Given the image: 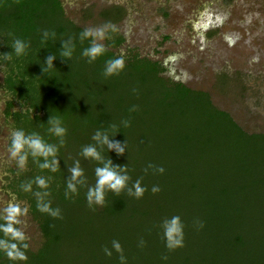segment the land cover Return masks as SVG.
Instances as JSON below:
<instances>
[{
    "label": "trees",
    "instance_id": "1",
    "mask_svg": "<svg viewBox=\"0 0 264 264\" xmlns=\"http://www.w3.org/2000/svg\"><path fill=\"white\" fill-rule=\"evenodd\" d=\"M107 10L120 12L119 16L112 20H117L123 12L120 6L104 11ZM105 12H101V15L106 22L112 21L106 18ZM84 28L66 15L62 0H0V54L13 51L10 46L13 39L30 42L26 55H13L10 62L0 58V64H7V71L0 72V107L3 105L0 111L9 132L8 148L11 132L17 129H22L25 133L37 132L46 142L58 143V139L48 132L47 122L51 115L61 118L67 128L66 144L58 153V172L40 170L31 157L27 171L19 175L15 161L4 166L1 190L8 195L9 200L11 194H15L22 206H29L28 214L39 224L44 240L35 250L29 245L26 251L27 261H11L0 252V264H63L60 248L62 244H66L63 242L64 235L67 232L73 236L78 228L76 220L71 219L74 214L84 216L90 228L96 221L99 224L97 233L91 231L89 235L92 244H87L82 252V259L86 257L84 264H119V253L112 249V235L123 223H126L125 226L129 225L128 231L123 227V232L145 226L148 230L144 231L149 233V236H146L150 237L147 239L155 242L152 251L148 245L143 248L138 245L136 251L122 246L127 264H157V261L178 264V259L181 264H238L241 257H248V261L241 264H264V224L247 228L243 220H239L242 221L241 224L230 222L232 212L242 214L244 211H258L264 207V178H249L253 173L251 167L255 161H248L247 158H228L229 148L233 149L232 155L237 156V153H234L236 147L256 144L259 141L264 143V133L246 131L228 111L213 103L209 92L197 90L181 80L176 81L165 76L164 73L168 69L163 62L142 55L133 48H129L125 53L120 52L119 49L126 43L127 37L119 29L110 33L111 39L103 41L107 51L93 63H88V58L83 57L82 52L89 46L90 41L81 43L79 40V33ZM44 30L54 31L55 39L49 38L46 43H42ZM69 37L75 38L76 48L71 60H65L59 56L61 41ZM53 54L56 55L54 68L44 73L42 66L45 58ZM119 56H123L125 60L124 70L119 75L105 77L103 72L106 61ZM134 77L136 87L129 89L127 84L132 83L129 79ZM186 100L190 102L185 103ZM193 103L195 110L199 112L196 117L200 123L196 126L189 120L187 122L186 117L188 107ZM133 105L137 106V110L130 112L129 109ZM160 108H164L163 113L157 111ZM176 113L185 116V120L181 119L182 125H187L179 134L178 127L181 126L177 127L174 122ZM158 114L161 116L157 117ZM170 114L174 115L169 116ZM149 116L152 117L150 122L147 120ZM163 116L168 117L161 126ZM124 119L131 121L130 127L121 124ZM168 122L172 123L169 124L170 128L165 130L164 125ZM113 123L118 126L119 133L111 139L121 143L127 140L126 151L133 149L136 152L124 153L121 157L114 150L107 151L105 148L103 154L110 158L114 165L128 163L129 168H133L135 172L133 174L143 178L145 183L153 175V170L145 173L144 169L147 167L146 163L151 160L150 153L154 150L152 137L155 130H160V126L161 131L174 130L176 143L167 146L165 152L160 153V159L163 161L161 166L164 168L160 175L167 174L163 183V189L167 190L166 195L175 194L173 199H177L174 201L177 203L179 193L182 194L183 203L188 208L186 213L190 212L191 217L187 225L184 224V216L181 218L184 235L191 238L184 253L178 255V249L171 252L166 249L162 228L156 226V220L149 218L151 209L145 201L148 191L141 199L128 196L126 190L119 196L108 192L106 206H96L95 211L87 205V187H79L78 195L65 199L66 180L70 175L68 167H71L75 160L84 165L88 159L83 161L85 158L80 155L82 147L94 143L92 136L98 129H108ZM205 132L219 139L207 136L203 140ZM194 139H197V143L205 141L210 146V156L215 162L200 163L211 165L209 168L205 167L208 171L204 174L205 177L198 176L196 181L193 179L189 184H185L188 179H178V166L174 167V163L178 162V141L190 144ZM224 147L226 148L222 152ZM200 157L204 156L200 154ZM232 159L240 160L242 167H245L240 172L241 176L246 174L247 178H239V182L230 187L227 182L218 178L222 173L232 175V169L236 166L227 163L228 160L232 162ZM92 163L99 166L96 161L95 164L93 161ZM90 167L92 166L89 164L83 169L85 176L91 178L95 172H89ZM215 171L219 172L216 177ZM180 172L185 174L184 169ZM36 176L52 177L49 199L52 207L61 209L63 219H53L48 214L39 212L33 194L22 191L21 183L33 180ZM89 180L87 179V182ZM136 180L133 178L129 186ZM94 184L88 183V186ZM141 184L144 185L142 181ZM260 187H263L261 193ZM37 190L39 189L34 184L33 191ZM236 194L246 195V202L242 203ZM250 194L252 197L249 198ZM251 201L255 205L244 209ZM255 206L257 210L253 209ZM240 217L244 219L245 213ZM197 219L203 222V228L190 226ZM67 220H70V223L73 221L75 225L69 228ZM49 225L55 227L49 228ZM2 237L3 234L0 233V238ZM99 237L98 243L96 239ZM85 243L86 241L82 244ZM105 246L112 249L111 257L104 254L102 249ZM163 255L168 256L166 261L162 260Z\"/></svg>",
    "mask_w": 264,
    "mask_h": 264
},
{
    "label": "rangeland",
    "instance_id": "2",
    "mask_svg": "<svg viewBox=\"0 0 264 264\" xmlns=\"http://www.w3.org/2000/svg\"><path fill=\"white\" fill-rule=\"evenodd\" d=\"M62 1L66 15L85 28L98 27L106 23L105 18L101 15V12L104 13L105 9L122 7L123 12L117 20H112V18L119 16L120 12H117V10H107L105 12L106 18L112 20L109 22L115 24L127 37L126 43L119 49L120 52L125 53L129 48H133L142 55H148L163 62L168 69L164 73L165 76L176 81L181 80L197 90L209 92L213 103L228 111L246 131L264 133V0ZM135 79V77L129 79L132 81L131 84H127L129 89H135ZM189 102V100L185 101V103ZM2 107L3 105L0 108ZM163 110L164 108L157 109L161 113H163ZM157 111L154 110V112ZM196 113L199 114L195 110L194 103L190 104L186 117L187 122L189 120L194 126L200 123ZM172 115L174 114L169 116ZM160 116L158 114L157 117ZM167 117L163 116L161 126L162 123H165ZM151 118L149 116L147 120L150 122L152 121ZM183 118L185 120L184 115L180 116L177 113L174 116L177 127L181 126L178 127V134L183 132V127L187 126L186 124L182 125L181 119ZM170 123L172 122L164 125L165 130L170 128ZM161 126L160 130H155L153 137L150 135L153 141L152 149L154 148V150L150 153L151 160L146 163L147 166L152 164L161 167L163 161L160 159V153L165 152L167 146L176 143L174 130L170 132L161 131ZM205 128H207L206 125ZM8 135L9 132L0 111V209L9 201L8 195L1 190L4 166L6 163L13 162L8 153ZM207 136L219 139L209 132H205L202 139L205 140ZM196 140L190 141L192 142L190 144L178 141V162L174 163V167L178 166V179H182V181L188 179L184 182L185 184H189L193 179L196 181L198 176L205 177L204 174L208 172L205 167L209 168L211 165H200V163L204 161L215 162L214 158L210 156V146L205 141L197 143ZM225 148L222 149V152ZM232 150L228 149L230 153L228 158H247L248 161H255L251 167L253 173L249 178H264V143L259 141L256 144H243L236 147L234 153L236 152L237 156L232 155ZM129 151L125 149L127 154L136 152L133 149H129ZM200 154L204 157H200ZM92 161L95 164L94 160L88 159L81 167L86 168L90 164L92 167L88 170L94 172L93 169L97 166L93 165ZM229 161L227 163H233L236 166L232 169V175L222 173L218 180L227 182L231 187L239 182V178H247V176L246 174L241 176L240 172L245 167H242L240 160L232 159V162ZM127 167L128 175L131 177L130 181L133 178L140 179L133 174L135 173L133 168H129V165ZM183 169L186 175L180 172ZM150 170L152 169H149L148 173ZM215 172L217 174L214 177L219 174V172ZM166 175L162 176L160 173L153 172L146 183L143 178L141 179L144 184L141 185L148 188L145 201L151 209L149 218L156 220V226H160L166 218L177 215L180 218L184 216V224L187 225L191 216L190 212L186 213L188 208L183 203V195L179 193L178 202L174 203L177 200L173 199L175 194L166 195L167 190L163 189ZM87 179H90L88 182L90 184L96 181L95 175ZM131 185L132 183H130ZM153 186H159L160 191L153 194L151 191ZM262 190L263 187H260L259 192L261 193ZM250 196L251 194L249 198ZM238 198L243 203L246 202L247 196L239 194ZM252 201L244 209L251 205L254 206L255 204ZM253 209L257 210L258 208L255 206ZM244 213L245 217L243 219L240 216ZM242 214L232 212L230 222L235 221L241 224L242 221L239 220H243L247 228L264 224V207L259 208L258 211H244ZM26 219L28 227L25 231L30 238L28 243L35 250L41 245L44 237L39 224L30 214ZM71 219L76 220V227L78 228L73 236L68 235L67 232L65 233L63 242L66 244H62L60 248V258L63 264H84L86 257L82 259V252L85 251L87 244H92L89 241V235H91V231L97 233L99 224L96 221L95 224L90 225V228L86 223V218L78 216V214L77 216L72 215ZM66 223L69 228L75 225L73 221L70 223V220H67ZM125 224H121L120 228H116L115 232L113 231L114 240L119 241L122 246L128 249L136 251L140 239L143 238L146 241L145 245H148L150 251L153 250L155 242L147 239L150 238L148 237L149 233L144 231L148 228L142 226L133 230L130 229V232H123ZM193 225L190 226L193 227ZM125 228L128 231L129 225L127 224ZM188 232L193 234L191 231ZM190 239L186 234L184 235V247L178 248V255L185 252L184 249L189 246ZM96 240L99 243L100 237ZM84 241L86 243L82 244ZM94 247H96V244H94ZM247 261L248 257H241L238 264ZM157 264L165 263L157 261ZM178 264H181L179 259Z\"/></svg>",
    "mask_w": 264,
    "mask_h": 264
},
{
    "label": "clouds",
    "instance_id": "3",
    "mask_svg": "<svg viewBox=\"0 0 264 264\" xmlns=\"http://www.w3.org/2000/svg\"><path fill=\"white\" fill-rule=\"evenodd\" d=\"M118 28L111 22H106L98 27L84 28L79 33L81 43L89 40V46L86 47L82 56L88 58V63H93L98 57L102 56L107 48L103 41L111 39L110 33H115ZM11 35V33L9 34ZM56 33L44 30L42 32V43H46L49 38L55 39ZM61 49L59 56L65 60H71L76 48L75 38L69 37L61 41ZM13 49L10 53L0 54L5 62H10L13 55L21 57L27 54V49L30 47V42H26L19 38L13 39L11 43ZM56 55H48L45 58L42 70L47 73L49 69L54 68L53 61ZM125 68V60L123 56L106 61L103 75L110 77L119 75ZM7 71V64H0V72ZM135 91V90H134ZM137 106L133 105L129 111L134 112ZM49 125L48 132L58 139V143H48L37 132L25 133L22 129L13 130L11 132V142L8 148L10 159L16 162L18 168L17 175L27 171L29 157L38 166L40 170H48L52 173L60 170V161L58 157L59 149L66 144L65 137L67 136V128L63 125V121L59 117L50 116L47 122ZM124 127H130L131 121L124 119L121 121ZM119 133L116 124H110L108 129L97 130L92 140L94 143L82 147L80 155L85 159L94 160L98 163L94 170L96 181L93 186H88L87 177L84 169L81 167L79 160H75L71 167H68L69 177L66 180V188L64 192L65 199H72L79 194V187H87L86 201L88 207L95 211L96 206H106V194L108 192L119 196L126 190L127 195L136 199H141L146 187L141 185V179H137L131 186L129 181L131 177L128 175V167L126 165H114L110 158L105 157L104 150H114L117 155H124L127 148V140L121 143L118 140L111 139ZM42 161V162H41ZM152 169L154 173L162 174L164 168L149 164L145 169V173ZM52 177L36 176L33 180L21 183L20 187L24 192H31L36 199V208L39 212L48 214L53 219H63L62 211L59 207H52V202L49 199L51 196L50 182ZM37 187V191H33V185ZM152 193L160 191L159 186H153ZM29 213V206H22L17 200L15 194H11V199L7 204L0 209V233L3 237L0 238V252H3L11 261H27L26 251L29 248V236L25 229L28 227L26 217ZM194 226L197 229L203 228V222L199 219L194 221ZM55 225H49V228H54ZM160 227L163 230V238L165 240L166 249L171 252L178 248L184 247V224L181 218L172 216L166 218ZM146 241L141 238L139 247L143 248ZM112 249L119 253V264H127V258L124 255V250L119 241H112ZM112 249L107 246L103 247V252L106 256H112ZM168 256L163 255L162 260H167Z\"/></svg>",
    "mask_w": 264,
    "mask_h": 264
},
{
    "label": "flooded vegetation",
    "instance_id": "4",
    "mask_svg": "<svg viewBox=\"0 0 264 264\" xmlns=\"http://www.w3.org/2000/svg\"><path fill=\"white\" fill-rule=\"evenodd\" d=\"M165 65V64H164Z\"/></svg>",
    "mask_w": 264,
    "mask_h": 264
}]
</instances>
